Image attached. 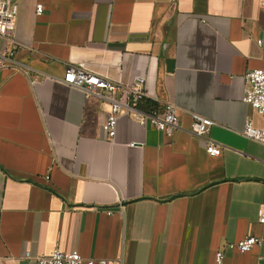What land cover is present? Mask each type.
<instances>
[{"label":"crops","instance_id":"1","mask_svg":"<svg viewBox=\"0 0 264 264\" xmlns=\"http://www.w3.org/2000/svg\"><path fill=\"white\" fill-rule=\"evenodd\" d=\"M17 2L12 60L27 72L0 67V264L56 248L81 264H217L219 250L264 264V144L242 134L264 127L243 101L246 72L264 68V0ZM70 65L144 75L145 103H173L181 128L122 115L111 141L108 104L62 82ZM193 113L215 121L220 155L190 132ZM250 235L261 244L227 247Z\"/></svg>","mask_w":264,"mask_h":264},{"label":"built area","instance_id":"2","mask_svg":"<svg viewBox=\"0 0 264 264\" xmlns=\"http://www.w3.org/2000/svg\"><path fill=\"white\" fill-rule=\"evenodd\" d=\"M42 10L43 5L37 4L36 12L41 13ZM17 14V0H0V38H10L12 42L9 49L4 46V49L0 51V67L12 66L15 69L25 70L20 64H14L12 60L17 44L14 35ZM258 43H261V40H258ZM245 81L243 101L264 115V68L247 71ZM62 82L83 91L87 95H94L108 104L103 129L111 141L116 135L118 119L122 115L129 116L143 126L151 125L170 137L177 129L181 128L180 117L173 103L165 102L162 107L144 108L142 106L148 95L144 75H137L128 82H119L86 70L81 66L70 65L66 69ZM214 123L215 121L209 117L193 113L189 130L195 137L204 142L205 150L209 155L218 156L221 154L222 145L209 135L210 128ZM242 134L264 144V127H255L250 120L246 121ZM259 221L264 222V213H261ZM261 241V237L250 235L241 240L227 243V247L244 253L251 250L255 245L261 244ZM224 256L222 250L216 253L217 264H222ZM26 257L34 258L40 264H81L84 260L78 251L64 252L57 248L50 253L39 254L34 257L27 254ZM97 262L108 264L107 259H99ZM95 263L94 259L87 260V264Z\"/></svg>","mask_w":264,"mask_h":264},{"label":"water","instance_id":"3","mask_svg":"<svg viewBox=\"0 0 264 264\" xmlns=\"http://www.w3.org/2000/svg\"><path fill=\"white\" fill-rule=\"evenodd\" d=\"M167 64H168V70H172L174 67V62L172 59H167Z\"/></svg>","mask_w":264,"mask_h":264},{"label":"trees","instance_id":"4","mask_svg":"<svg viewBox=\"0 0 264 264\" xmlns=\"http://www.w3.org/2000/svg\"><path fill=\"white\" fill-rule=\"evenodd\" d=\"M147 105H148V106H147ZM142 106H143L144 108H150V107H153V104H148V103L146 104V103H145V104H143Z\"/></svg>","mask_w":264,"mask_h":264}]
</instances>
